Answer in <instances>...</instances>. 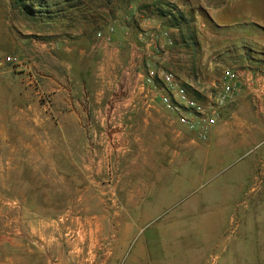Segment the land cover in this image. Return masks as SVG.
Masks as SVG:
<instances>
[{
  "label": "crops",
  "instance_id": "obj_1",
  "mask_svg": "<svg viewBox=\"0 0 264 264\" xmlns=\"http://www.w3.org/2000/svg\"><path fill=\"white\" fill-rule=\"evenodd\" d=\"M5 5L0 264H174L164 248L158 258L149 240L127 242L120 227L106 226L103 211L56 208L57 186L74 183V167L88 168L89 153L126 147L125 138L141 123L169 135L162 148L176 176L184 161L202 163V172L193 175L209 171L213 177L244 159L242 172L230 182L228 195L238 197L235 210L254 175L264 181V0H5ZM110 28L111 40L96 36ZM163 72L173 78L167 90ZM225 88L230 99L204 139L161 101L166 94L197 118ZM241 209L245 215L262 213L264 182ZM242 225L245 233L252 228ZM175 236L171 246L182 239Z\"/></svg>",
  "mask_w": 264,
  "mask_h": 264
},
{
  "label": "rangeland",
  "instance_id": "obj_2",
  "mask_svg": "<svg viewBox=\"0 0 264 264\" xmlns=\"http://www.w3.org/2000/svg\"><path fill=\"white\" fill-rule=\"evenodd\" d=\"M4 1L0 0V17L7 14ZM141 124L125 138L126 147L89 153L88 168L74 167V183L57 186L56 208L103 211L106 226L120 227L127 242L149 240L158 258L164 257V248L174 264H264V209L246 215L241 209L248 196L260 191L263 177L254 175L235 210L238 197L228 195L230 182L242 172L244 159L213 177L209 171L193 175L202 172V163L184 161L176 176V165L167 168L170 155L162 148L169 135L162 137L151 123ZM244 221L252 227L246 233ZM178 229L181 233H171ZM174 235L175 241L182 239L171 246Z\"/></svg>",
  "mask_w": 264,
  "mask_h": 264
},
{
  "label": "built area",
  "instance_id": "obj_3",
  "mask_svg": "<svg viewBox=\"0 0 264 264\" xmlns=\"http://www.w3.org/2000/svg\"><path fill=\"white\" fill-rule=\"evenodd\" d=\"M111 31L112 29L110 28L109 33L107 34L97 32L96 36L98 38H102L104 41L107 42L111 40ZM225 73L227 75H230L229 71H226ZM161 78L163 80L162 89L167 90V88H169L170 84L172 83V75L167 72H163L161 74ZM230 95V90L228 88H225L222 92H219L216 96L214 107L211 108L210 111L198 110L197 118H189L186 114L182 112L183 108L181 104L172 100L166 94H163L161 96V101L167 108L179 114L178 122L180 124L186 125L189 129H196L198 138L204 139L210 127L215 125L217 122V110L222 108L228 102V100L230 99ZM179 97L180 99H184V94L182 90H179Z\"/></svg>",
  "mask_w": 264,
  "mask_h": 264
},
{
  "label": "bare ground",
  "instance_id": "obj_4",
  "mask_svg": "<svg viewBox=\"0 0 264 264\" xmlns=\"http://www.w3.org/2000/svg\"><path fill=\"white\" fill-rule=\"evenodd\" d=\"M111 190V189H110Z\"/></svg>",
  "mask_w": 264,
  "mask_h": 264
}]
</instances>
